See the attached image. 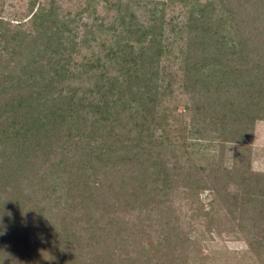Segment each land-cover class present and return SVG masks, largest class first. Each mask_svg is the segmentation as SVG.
Wrapping results in <instances>:
<instances>
[{
    "label": "trees",
    "instance_id": "trees-1",
    "mask_svg": "<svg viewBox=\"0 0 264 264\" xmlns=\"http://www.w3.org/2000/svg\"><path fill=\"white\" fill-rule=\"evenodd\" d=\"M69 1L0 0V264H242L201 248L243 235L264 264V0Z\"/></svg>",
    "mask_w": 264,
    "mask_h": 264
},
{
    "label": "rangeland",
    "instance_id": "rangeland-1",
    "mask_svg": "<svg viewBox=\"0 0 264 264\" xmlns=\"http://www.w3.org/2000/svg\"><path fill=\"white\" fill-rule=\"evenodd\" d=\"M59 1H61L63 9H67L71 6L69 0H59ZM12 2L16 5V7L19 9L20 12H23L24 8L27 7L25 5V3H27V0H12ZM143 3L144 2H141L139 4L136 2L131 3V10H136V14H138L140 21L147 22L148 19L150 18V14H151L150 9L153 7V5L152 4L143 5ZM93 6L94 9L96 10L95 14H93L89 18H85L84 21H87L88 23H95V19H96V23L98 25L103 23L105 29H108L109 25L116 22L118 13L115 8H110L105 4V2H103V0H95ZM161 8L162 5H159L157 7V9H161ZM179 11H182V7L177 5L176 7L165 9L166 21L169 22L170 19H174L176 23H179L180 20L178 19H181L183 17L185 18V15L180 16L178 19L175 18L178 16ZM174 20L172 23H175ZM81 29L84 30L83 27ZM167 29H169V27H167ZM117 37H118L117 33H113L112 30L106 32L105 31L97 32V40L93 41V45L97 47L96 48L97 51L98 50L102 51V47L100 45L102 40L107 39L106 44L108 46H116L115 41ZM112 72L116 74V71H112ZM182 101L184 102V100ZM178 105H179L178 113L184 112L185 111L184 104L180 102L178 103ZM254 131L255 132H254V140L252 143L251 169L255 172H264V121L257 122ZM213 149H211L210 153H208L207 155H196L195 156L196 164L206 166L215 163V161L217 163L218 160L212 158V155L214 153ZM234 156H235V152L233 151V148L228 149V151L226 152V157L222 161L223 167L230 168L232 166V163L235 161ZM207 193L208 192H205L202 195V199L205 201H207L208 199ZM224 219H222V221ZM247 237H248L247 235H243L240 238V240L239 239L235 240L233 238H228L227 236L224 237L215 236L214 241L208 238L203 243L201 252L209 258L217 257L218 260L227 258L228 260H231V263L234 262L236 263L238 260L243 258L242 256H244V258L242 259V264H258V263H254V260H252L251 257L247 258V256H245V254H248L247 252L249 249L247 244ZM235 257L237 259H235Z\"/></svg>",
    "mask_w": 264,
    "mask_h": 264
}]
</instances>
